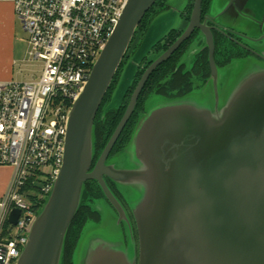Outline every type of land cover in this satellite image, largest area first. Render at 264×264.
Masks as SVG:
<instances>
[{"label":"water","instance_id":"95a60500","mask_svg":"<svg viewBox=\"0 0 264 264\" xmlns=\"http://www.w3.org/2000/svg\"><path fill=\"white\" fill-rule=\"evenodd\" d=\"M157 1H128L73 106L64 166L16 264H64L66 239L90 181L99 184L117 210V232L93 236L78 264H264V66L240 67L219 101L213 35L202 24L204 0H195L187 30L143 74L93 167L95 121L140 25ZM216 3L219 11L227 7L215 21L238 23L247 11V0ZM196 30L204 33L210 47L215 104L208 90L173 99L160 96L140 115L130 142L119 154L121 161L109 162L147 81ZM259 32L264 33L263 24ZM147 57L129 62L133 77L118 109ZM105 178L116 184L127 202L138 243ZM21 214L13 210L9 224L17 226ZM121 222L128 228L127 242Z\"/></svg>","mask_w":264,"mask_h":264},{"label":"built area","instance_id":"2783aa9c","mask_svg":"<svg viewBox=\"0 0 264 264\" xmlns=\"http://www.w3.org/2000/svg\"><path fill=\"white\" fill-rule=\"evenodd\" d=\"M128 1L0 0L28 35V58L44 65L37 81L0 82V167L13 169L0 197L2 264L17 263L62 171L71 111ZM15 209L22 214L12 226Z\"/></svg>","mask_w":264,"mask_h":264},{"label":"flooded vegetation","instance_id":"af4514ba","mask_svg":"<svg viewBox=\"0 0 264 264\" xmlns=\"http://www.w3.org/2000/svg\"><path fill=\"white\" fill-rule=\"evenodd\" d=\"M175 1L176 0H161L160 4L154 8V11L151 13L148 20V23L143 30V33L145 34L148 31L153 19L165 12H171V14H173L174 16L176 15L180 18L178 26L170 30L163 37V39L154 48L151 54L142 63L139 71L144 70L143 74L156 59H158L164 52L169 50L174 45V43L182 36V34L187 30L189 26L194 10L195 0H178L177 3H175ZM226 7L227 6L219 11L216 0H209L206 8H203L202 6V24H206V26L211 29L210 31L213 35L214 60L219 70L217 86L220 102H222L224 95L231 86V78L233 77L229 76V74L223 76L221 75L220 77V70L229 68L232 63H235L238 67L247 65L254 66L258 64L264 66V33L261 34L259 32L261 29V24L264 25V0H247V4L245 7L247 9L246 14L242 15L238 23L234 21L232 22L229 19L225 18H219V20L215 21L216 17H218L219 14L222 13L224 9H226ZM240 22H242V24ZM246 24L252 25L253 28L248 29V27H246ZM172 34H176L178 37L176 41L169 46ZM167 46H169V48H167ZM177 53L179 54L176 56L174 61L171 62L172 69H166L167 74L163 76V78L156 84L152 92L147 95L144 103L145 108L152 96H161L172 99L180 98L178 97V95H180L183 90H186V88L188 89L189 86L191 87V92L189 94L193 93L194 89L196 88L194 83L196 81L200 82L199 87L201 91L208 90L210 92V96L212 98L211 102L215 104L216 99L214 82L212 79V67L210 62V47L204 33L201 30H196L193 35L179 48V50L176 51L174 55L159 68L166 65L167 63H170V61L175 57ZM153 54H157L158 56L154 59H151ZM178 76L183 77L184 79L188 80V82H180V77ZM176 78H178L177 83L174 82ZM137 86L135 87V89L137 88ZM161 90H163L164 92L166 90L167 94H163V92L160 93ZM101 155L94 163V167ZM112 155L113 152L111 153L110 158L112 157ZM105 180L115 198L124 207V210L126 211V214L128 215L129 221L131 223L134 237L138 243L136 224L127 202L122 197L121 191L116 186V184L108 178H105ZM97 185L99 186L98 183ZM102 198V200H105L106 203L110 206L115 215L119 217L117 210L105 197L104 193ZM121 227L127 242L128 228L124 222H121Z\"/></svg>","mask_w":264,"mask_h":264},{"label":"rangeland","instance_id":"374dc122","mask_svg":"<svg viewBox=\"0 0 264 264\" xmlns=\"http://www.w3.org/2000/svg\"><path fill=\"white\" fill-rule=\"evenodd\" d=\"M178 0L175 1L177 3ZM8 8L0 6V79H13L16 82H32L41 78L43 73V62L29 59L28 52V35L24 31L21 22L18 18L14 17L11 21L8 20L6 12ZM8 15V14H7ZM6 16V17H5ZM179 17L174 16L171 12H165L156 16L148 31L144 34V28H140L137 32L134 41L128 52V61L125 64L119 81L115 87V90L106 103L104 109L114 111L121 105L123 96L132 81V72H128L129 68L134 70V67L129 62H133V59L140 60L142 55L149 56L151 54L152 46L161 40L170 30L178 26ZM143 33V35H142ZM197 47V46H193ZM158 55L153 54L151 59L156 58ZM240 67L235 63H232L229 68L220 70L221 75L233 76L236 75ZM193 94L198 95L200 90V82L196 81ZM160 96H152L148 101L146 108L152 101L159 100ZM117 150L113 153L109 162L119 163L121 157L120 152ZM95 199L91 200L86 198L84 205L91 207L93 212L97 213L100 217V221L89 220L83 231L81 237L76 244L72 254L71 261L73 264H78L83 252L86 248L88 241L95 235L101 233H107L113 235L117 232L116 217L113 210L106 203L105 200ZM120 232V230L118 231ZM6 235V233H4ZM73 238V237H72ZM71 238V239H72Z\"/></svg>","mask_w":264,"mask_h":264},{"label":"trees","instance_id":"16d2710c","mask_svg":"<svg viewBox=\"0 0 264 264\" xmlns=\"http://www.w3.org/2000/svg\"><path fill=\"white\" fill-rule=\"evenodd\" d=\"M208 1L209 0H204L203 1V8H206L208 5ZM161 2V0H158L157 3L155 4V6L153 7V9L146 15V17L144 18L142 24L140 25V28H145L148 20L150 18L151 13L154 11V8L159 5ZM138 29V31H139ZM177 35L176 34H172L171 35V42L169 44L172 45L176 39H177ZM135 38V37H134ZM134 41V40H133ZM133 43V42H132ZM169 46H167V48H169ZM165 48V49H167ZM129 52V51H128ZM179 53H177L175 55V57L170 61V63H167L166 65L162 66L161 68H159L158 70H156L151 78L149 79L148 83L146 84L144 91L138 101V105L136 107V110L132 116V118L130 119L129 123L127 124L125 130L123 131L119 141L117 142L113 153L117 150V152L122 151L127 144L130 142L131 137L133 135L135 126L139 120V117L141 114H143L145 112V100L147 98V95L149 93L152 92L153 88H155L156 84L163 78V76H165L167 74L166 69L167 68H171V62L174 61V59L176 58V56ZM128 53L112 83V86L104 100V103L100 109V112L97 116V119L95 121V156H94V163L96 162V160L98 159V157L101 155V153L104 151V149L106 148L107 144L109 143L111 137L113 136V134L115 133L118 125L120 124L122 118L125 115V112L127 110V107L130 103L133 91L135 89V87L137 86L143 71H138L137 76L134 80L133 85L131 86L123 105L114 111H110L108 113L105 114V105L106 103L109 101V99L111 98L113 91L115 90V87L119 81V78L121 76L122 70L125 66V64L128 61ZM140 70V69H139ZM169 72V71H168ZM169 74V73H168ZM180 77V76H178ZM180 82L185 83L188 82V80L184 79L183 77H180L179 79ZM175 83L178 82V78H176V80L174 81ZM179 82V83H180ZM163 94H167L166 90L165 92L163 90L160 91V93ZM191 92V87L189 86L188 89L186 88V90H183L181 92L180 95H178V97H184L185 95L189 94ZM170 97V96H169ZM94 167V165H93ZM103 197V192L101 190V188L97 185V183L95 181H90L86 183V187H85V192H84V196H83V203L78 211V214L76 215V218L69 230L67 239H66V245H65V254H64V264H73L71 261L72 258V254L73 251L75 249V246L78 242V240L81 237V232L84 229L85 224L89 221V220H95L97 222L100 221V217L97 213L93 212V210L91 209V207L85 206L84 205V200L86 198L91 199V200H95V199H100ZM45 203V202H44ZM44 203H42V205L39 207L38 209V213L41 211ZM73 237V238H72ZM72 238V239H71ZM78 245V244H77Z\"/></svg>","mask_w":264,"mask_h":264},{"label":"crops","instance_id":"0c3cea01","mask_svg":"<svg viewBox=\"0 0 264 264\" xmlns=\"http://www.w3.org/2000/svg\"><path fill=\"white\" fill-rule=\"evenodd\" d=\"M0 6L8 8L6 16L11 21L15 16L14 9L11 3H0ZM5 16V17H6ZM13 79H0V82H9ZM13 176V169L11 167H0V197H3L8 191L11 179Z\"/></svg>","mask_w":264,"mask_h":264}]
</instances>
